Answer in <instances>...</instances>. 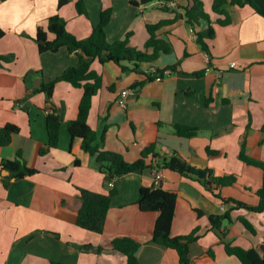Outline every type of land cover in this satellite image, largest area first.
Listing matches in <instances>:
<instances>
[{"label": "crops", "instance_id": "crops-1", "mask_svg": "<svg viewBox=\"0 0 264 264\" xmlns=\"http://www.w3.org/2000/svg\"><path fill=\"white\" fill-rule=\"evenodd\" d=\"M76 1L58 6V0H0V27L5 31L0 54L13 56L0 66V126L13 123L19 127L10 143L0 146V162L13 160L19 151L26 166L37 170L31 176L6 179L9 172L0 169V264H127L125 255L109 246L121 236L138 243L135 256L140 264H179L174 249L150 241L157 212L142 211L136 203L140 187L153 185L154 169L120 175L110 181V187L95 157L81 149L80 138H71L67 131V122L77 115L82 88L59 81L50 102L36 90L77 62L76 54L65 48L40 53L34 40L36 30H46L47 18L58 14L67 30L82 39L97 24L101 9L111 8L107 39H123L130 32L129 45L144 49L146 25L165 22L156 37L169 51H159L152 62L139 63L145 72L178 64L160 81L146 80L133 88L144 75L124 71L112 61L91 63L102 80L87 120L97 132L96 143L126 161L136 160L145 146L155 143L161 155L175 151L196 168H210L214 175H235L233 185L217 188L221 196L256 205L263 172L240 160L239 153L243 149L264 162V17L248 5H229L225 9L230 21L218 24L216 20L224 15L212 12V0H202L210 22L191 25L183 9L189 0H173L174 5L168 0L139 5L130 0H82L86 14L77 12ZM208 25L214 36L205 39L206 53L196 33ZM47 37L53 35L47 32ZM198 71L202 74H192ZM125 89L129 90L125 106H120L117 100ZM51 105L61 119L59 140L57 147L39 155L47 141L45 116ZM175 124L198 131L191 137L180 136ZM158 170L162 174L158 186L176 193L171 234L196 230L198 235L189 247L194 264H241L225 251V242L259 250L264 212L231 210L233 203H223L194 177L167 168ZM113 187L117 192L111 197L102 232L79 227L77 189L107 194ZM226 211L230 219L221 220L219 229L212 228L209 216ZM240 216L251 222L254 234L238 220Z\"/></svg>", "mask_w": 264, "mask_h": 264}, {"label": "trees", "instance_id": "trees-1", "mask_svg": "<svg viewBox=\"0 0 264 264\" xmlns=\"http://www.w3.org/2000/svg\"><path fill=\"white\" fill-rule=\"evenodd\" d=\"M151 1L154 0H130L133 5L146 4ZM66 2L67 0H58V6ZM229 5L238 7L248 5L257 14L264 17V0H212V12L224 15L223 19L216 20L218 24L224 25L230 21L225 9ZM75 7L78 13L86 14V8L82 0H77L75 2ZM183 9L186 22L191 25L198 24L199 21H204L206 23L210 22V16L204 10L202 0H189V6H185ZM111 14V8L101 9L97 24L92 27L90 34L82 39L76 38L67 30L65 20L58 14L50 15L47 18L46 30L42 27H38L36 30L34 40L37 43V48L40 53L47 51L57 52L59 49L65 48L68 52H74L77 56L75 65L65 68L49 82H42L36 89L37 91L43 92L50 102L55 85L59 81H67L74 87L82 88L77 115L66 124L67 131L71 138H80L81 149L95 157L99 164L100 172L108 177V182L129 172H139L154 168H167L178 172L182 176L194 177L195 180L201 182L203 186L217 198L221 199L223 203H233L231 210L243 208L247 211L256 213L264 212V162L246 155L243 149L240 150L239 153L240 160L247 164L260 167L263 172L261 186L256 190V195L258 197L256 205H250L234 198H224L221 196L217 188L233 185L236 181L235 175H214L210 168H196L183 160L175 151L170 154L161 155L156 150L155 143L145 146L141 150L140 156L134 161H126L121 154L105 150L96 143L98 138L97 132L89 126L87 121L92 97L101 88L102 84L101 76L91 69V63L95 59L100 63L112 61L119 65L124 71L130 70L137 74L144 75L145 79L137 80L132 85L133 88L141 86L146 80H154L156 76H163L164 70L172 72L178 65H168L164 68L156 69L154 73H149L143 71L139 64L143 62H152L156 59L159 51H169V46L156 37V30L165 22L159 21L154 24L146 25L148 37L145 41L144 49L140 50L129 45L128 37L130 32L127 33L123 39L114 41H109L107 39L105 28L111 19ZM177 16H180V14L177 13ZM47 32L53 35L51 39H48ZM4 35L5 31L0 27V38ZM213 36L214 30L210 25L203 31L196 33V41L206 53H208L209 49L205 39L212 38ZM148 49H151V52H148ZM12 58V55L0 54V66L4 62H10ZM124 63H129L132 66L128 67V65H124ZM192 74L199 76L202 72L198 71ZM209 100L210 99H207L206 102ZM49 109L50 110L47 111L45 116L47 141L39 148V155L47 153L50 148L57 147L59 140L61 119L54 106L51 105ZM174 130L176 134L186 137L194 136L198 131L197 127L186 124H175ZM18 131L19 127L13 123H6L0 126V146L8 145L12 135ZM104 139L105 133L103 131L100 135V141L103 142ZM75 163L77 164V161H75ZM0 169L9 172L6 179L23 178L37 172L35 168L26 166L21 159L19 151H17L16 157L13 160H2L0 162ZM77 190L81 199V206L77 212L76 224L83 229L101 233L107 211L110 207L111 197L116 194L117 189L113 187L107 194L84 188H78ZM136 203L142 211L157 212L150 241L174 249L177 252L179 264H194L189 256V247L191 242L198 238L196 230L186 235L171 234L176 193L159 186H141ZM229 211L224 212L222 215H210L209 220L212 228L219 229L221 220L229 218ZM238 220L250 233H255V228L247 218L240 216ZM83 246L87 247V245ZM109 246L124 254L127 264H140L135 256V252L138 248V243L135 240L125 236L116 237L110 241ZM224 247L225 251L228 254L235 255L241 264H264V239L260 244L259 250L254 247L243 248L231 245L228 242L224 243ZM208 253L211 256L213 255L212 251ZM51 264L59 263L51 262Z\"/></svg>", "mask_w": 264, "mask_h": 264}, {"label": "built area", "instance_id": "built-area-1", "mask_svg": "<svg viewBox=\"0 0 264 264\" xmlns=\"http://www.w3.org/2000/svg\"><path fill=\"white\" fill-rule=\"evenodd\" d=\"M169 3H170V4H173V5L175 4V2H174L173 0L169 1ZM232 65H234L233 62H232ZM155 71H156V69H150L148 72H149V73H154ZM169 73H170L169 70H164V72H163V76L166 75V74H169ZM163 76H156V77L154 78V80H155V81H160V80L162 79ZM128 92H129V90H127V89L121 91V95H122V97H120V98L117 100V102H118V104H119L120 106H125V102H126V100H125L124 97H125V95H126ZM161 178H162V174H161V172H160L158 169L154 168V170H153V185H154V186H158L159 183H160ZM108 185L111 187L113 184H112V182H109Z\"/></svg>", "mask_w": 264, "mask_h": 264}, {"label": "water", "instance_id": "water-1", "mask_svg": "<svg viewBox=\"0 0 264 264\" xmlns=\"http://www.w3.org/2000/svg\"><path fill=\"white\" fill-rule=\"evenodd\" d=\"M24 107H26V105H24ZM107 179H108V177H107Z\"/></svg>", "mask_w": 264, "mask_h": 264}, {"label": "rangeland", "instance_id": "rangeland-1", "mask_svg": "<svg viewBox=\"0 0 264 264\" xmlns=\"http://www.w3.org/2000/svg\"><path fill=\"white\" fill-rule=\"evenodd\" d=\"M138 49V48H137ZM140 50H143V49H140Z\"/></svg>", "mask_w": 264, "mask_h": 264}]
</instances>
